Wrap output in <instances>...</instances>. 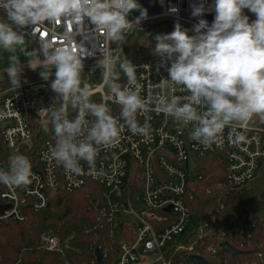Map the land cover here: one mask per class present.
Here are the masks:
<instances>
[{
	"label": "clouds",
	"instance_id": "clouds-1",
	"mask_svg": "<svg viewBox=\"0 0 264 264\" xmlns=\"http://www.w3.org/2000/svg\"><path fill=\"white\" fill-rule=\"evenodd\" d=\"M206 3L190 5L192 17L199 18L191 29L176 22L172 32L153 37V54L168 75L156 84L160 91L142 97L137 66L119 47L127 36L143 31L148 9L139 0H0V49L10 54L4 71L11 87H21L23 55L28 67L41 69V78L50 81L55 94L52 105L39 110L47 113L41 119L43 131L50 126L55 139L46 157L82 175L81 161L94 172L99 146H113L119 139L122 126L117 118L106 102L92 99L95 93L82 81L85 60L97 53L92 71L101 69L107 98L120 106L119 119L133 135L150 136L149 123L137 119L149 111L193 124L189 138L205 147L219 143L227 126L244 124L253 116L264 121V0ZM245 10L255 19L250 21ZM134 11L139 15L130 20ZM169 12L179 9L173 6ZM206 12H214L211 24L202 18ZM29 29L33 37L39 33V46L32 50L26 40ZM117 66L126 77L123 86ZM178 87L188 95H176ZM69 109L75 111L72 118ZM31 169L27 156L14 154L8 169H0V184L26 186Z\"/></svg>",
	"mask_w": 264,
	"mask_h": 264
},
{
	"label": "built area",
	"instance_id": "built-area-1",
	"mask_svg": "<svg viewBox=\"0 0 264 264\" xmlns=\"http://www.w3.org/2000/svg\"><path fill=\"white\" fill-rule=\"evenodd\" d=\"M197 2L199 0H163V3L161 0H142V6L148 9V19L141 25L179 22L192 28L199 18L192 17L190 5ZM212 3L213 0H207L206 6ZM173 6L179 9L178 13L169 12ZM245 12L252 14L247 10ZM202 18L211 24L214 12H206ZM31 32L29 29V35L38 47L39 33L33 37ZM127 37L119 47L124 48ZM111 46L116 47L115 44ZM99 55L97 53L85 60L81 76L83 73L87 75L89 81L84 82L92 88L93 96L99 102L108 104L111 114L122 126L118 141L110 147L99 146L94 172H90L87 163L81 161L82 175L69 173L46 157L53 144L42 146L37 154L38 162L32 166L28 185L0 184V209L6 208L0 211V231L5 225L25 223L34 213L46 210L50 205V192H72L93 181L104 188L103 199L92 201V207L98 214L86 233L103 236L108 242L92 243L88 260L81 264H100L98 253L103 257L104 264H174L177 258L181 264H194L192 256L205 258L196 248L208 234L218 235L220 240L219 246L206 247L212 264H229L228 258L220 254L221 243L227 242L241 251L253 244L256 233L250 228L216 232L215 227L221 222L218 221V214L223 207L216 210L209 222L192 231L185 242L174 243L177 236L187 232L193 214L188 206L189 182L192 178H203L194 172L193 160L208 154L224 153L225 184L233 188L251 187L264 169V121L259 116H253L244 124L227 126L219 143L205 147L189 138L193 124L182 125L163 113L149 111L138 114L137 119L140 124L149 123L150 136L133 135L119 119L120 106L107 98L101 69L92 71ZM160 59L153 54L132 61L137 66V79L144 88L142 97L149 91L153 94L160 91L155 86L168 75L163 67H159ZM119 72V83L123 86L126 77L120 69ZM97 77L100 78L91 85L90 82ZM175 94L182 97L188 95L181 87L176 89ZM54 95L50 81H44L41 76L22 81L20 88L0 86V169L7 170L10 157L22 154L30 145L32 126H41V119L47 116L46 112L39 110L50 107L44 104ZM207 192L211 194V189ZM39 249L58 256L64 264H76L74 258L80 255L79 246L70 239L62 240L53 230H45L41 234ZM255 256L260 258L261 254L257 252Z\"/></svg>",
	"mask_w": 264,
	"mask_h": 264
},
{
	"label": "trees",
	"instance_id": "trees-1",
	"mask_svg": "<svg viewBox=\"0 0 264 264\" xmlns=\"http://www.w3.org/2000/svg\"><path fill=\"white\" fill-rule=\"evenodd\" d=\"M170 25L174 28V24L170 23ZM141 28L143 31L132 33L123 48V54L131 61L147 57L146 25H141ZM39 73L40 71L22 76L21 82L40 76ZM98 78L100 77L93 79L91 85ZM82 81H89L85 73ZM0 86H11L9 79L1 81ZM92 99L99 102L95 96ZM52 102L53 98L44 106H51ZM68 115L72 118L75 111L69 109ZM32 134V141L22 154L29 158L32 166H36L39 149L48 143L54 145L55 139L51 128L45 133L39 124L32 126ZM193 166L194 172L201 174L203 178L190 180L188 206L192 213L199 217L201 224L209 222L216 210L223 207L218 214V221H223L226 216L232 218V224L225 230L250 228L256 233L253 244L241 250L239 255H231L219 250L220 254L228 258L229 264H242V262L264 264V257L255 256L257 252L264 253V169L259 172L251 187L233 188L225 184L227 173L224 153H213L196 158L193 160ZM208 189H211V194H208ZM103 191L104 188L100 184L88 181L84 187L72 192L66 190L50 192V205L46 210L34 213L25 223H11L2 227L0 264H17L19 261V264H64L58 256L39 249L40 236L45 230H53L62 240L70 239L79 246L80 255L74 258L76 264L87 261L91 254L89 247L92 243L99 244L106 240L108 242L103 236L95 237L86 233V229L98 214V211L92 207V201L102 200ZM199 242L196 251L212 264L206 247L219 246V236L208 234ZM174 264H181L180 259L177 258Z\"/></svg>",
	"mask_w": 264,
	"mask_h": 264
},
{
	"label": "rangeland",
	"instance_id": "rangeland-1",
	"mask_svg": "<svg viewBox=\"0 0 264 264\" xmlns=\"http://www.w3.org/2000/svg\"><path fill=\"white\" fill-rule=\"evenodd\" d=\"M139 2L142 4V0H139ZM137 15H139V12L134 11L133 13H131L129 15V19L132 20ZM247 15H249L250 21L255 19V15L254 14H247ZM173 29L174 28H172L170 23H168V22L155 23V24H146V29H145L146 47H147L146 48V51H147L146 56L153 55L152 49L155 47V41H154L153 37L156 34L170 33V32L173 31ZM130 36L131 35H129L127 37L126 42H127V40L129 39ZM26 40L29 41V50H32V49L36 48L35 44L33 43L32 39L30 37V35L26 36ZM126 42H125V44H126ZM8 55H10V54L7 53V52H4L2 49H0V82L9 79L7 73H5V71H4L7 68V66H8V60H7ZM21 62L25 65V69H24V72L21 75V77L25 76V75H28V74H31V73H34V72L41 71V69L33 70L30 67H28L27 66L28 57H26V56H23V55L21 56ZM116 72H117V74L120 77V72H119V68L118 67L116 69ZM231 224H232V218L229 217V216H226L223 219V221H221L220 223H218L216 225L215 231L216 232H221L225 228L230 226ZM199 227H201V222L199 220V217L197 215H195V214H192V216L190 218V221H189V224H188V227H187V232L177 236L174 239V243H183V242H185L189 238L190 233L192 231L194 232L195 230L199 229Z\"/></svg>",
	"mask_w": 264,
	"mask_h": 264
},
{
	"label": "water",
	"instance_id": "water-1",
	"mask_svg": "<svg viewBox=\"0 0 264 264\" xmlns=\"http://www.w3.org/2000/svg\"><path fill=\"white\" fill-rule=\"evenodd\" d=\"M6 208H1L0 211L3 212ZM171 210V209H170ZM221 248L222 250L232 254V255H239L240 254V251L235 249L233 246H231L229 243L227 242H223L221 243ZM98 256V259H99V263L100 264H104V259L103 257L101 256L100 253L97 254ZM192 261L194 262V264H209L207 262V260L201 256H197V255H194L192 256Z\"/></svg>",
	"mask_w": 264,
	"mask_h": 264
}]
</instances>
